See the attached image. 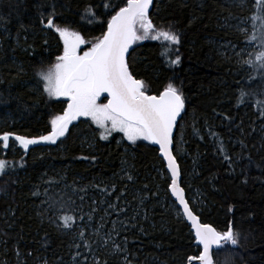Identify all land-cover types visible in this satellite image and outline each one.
Returning <instances> with one entry per match:
<instances>
[{
  "label": "trees",
  "instance_id": "16d2710c",
  "mask_svg": "<svg viewBox=\"0 0 264 264\" xmlns=\"http://www.w3.org/2000/svg\"><path fill=\"white\" fill-rule=\"evenodd\" d=\"M246 1L240 6L231 0H155L149 12L153 23L178 34L180 44L141 39L128 56L130 70L146 82L149 94L173 84L185 98L173 150L187 198L203 222L219 231L231 223L240 233L238 246L215 252L214 264H264V114L259 110L264 79L253 68L245 73L221 45L250 36L226 25L233 14L261 15L259 0ZM123 6L125 0H0V134H47L65 109L64 100L47 95L37 75L64 51L63 38L46 27L47 19L53 16L56 25L93 44ZM254 22L259 28L261 21ZM177 49L181 61L172 64ZM241 90L257 95L241 103ZM116 136L103 139L96 126L80 121L56 146L24 152L9 142L0 157L14 164L0 175V264L68 261L72 239L48 221V214L75 215L74 229L75 208L103 196L110 206L106 223L120 234L126 254L100 250L97 264H187L200 253L177 205L161 203L171 197L170 178L157 148L143 139L120 143ZM195 191L199 199L193 202ZM64 201L75 202L72 211L49 209ZM75 250L80 261L88 259L80 245Z\"/></svg>",
  "mask_w": 264,
  "mask_h": 264
},
{
  "label": "snow or ice",
  "instance_id": "6c2138e0",
  "mask_svg": "<svg viewBox=\"0 0 264 264\" xmlns=\"http://www.w3.org/2000/svg\"><path fill=\"white\" fill-rule=\"evenodd\" d=\"M152 5L153 0H125V6L119 7L107 21V31L103 38L93 43L83 55L78 50L86 43L84 37L67 27L56 25L54 17L50 16L47 26L54 28L63 38L64 51L54 65L47 70H40L37 75L49 96L68 98L67 109L52 119L48 135L36 139L4 132L0 134V143L4 149H8L10 140L14 138L25 150L40 141L55 144L60 137L65 136L69 124L80 117H90L103 129V139H107L112 132H122L133 143L139 139L152 141L159 146L166 160V169L170 173V193L178 202V207H182V214L191 221L197 246H202L197 256L188 257V264H213L212 251L222 250L225 246H238L240 233L231 223L225 231L201 223L186 198L185 189L180 186L181 169L172 151L173 130L181 113L185 112V98L173 84H169L159 95H149L148 85L133 75L127 59L131 45L141 39L159 40L163 37L173 45L180 44V36L175 32L157 29L149 14ZM259 10L261 15L250 18L261 21L259 28L255 23L252 25L254 33H260L259 37L253 34L241 43L247 46L259 40L258 47L261 50L249 54L248 59L242 62L261 73L264 79V0H259ZM138 30L143 35H138ZM240 31L247 36L246 29ZM152 33L155 35L150 36ZM180 61L177 49L171 63L179 64ZM105 93L108 94L105 97L107 103H98ZM256 95L241 90L240 102L244 103L245 97ZM259 110L264 114V101L260 102ZM9 168H14V164L10 165L7 160L0 159V175ZM74 203L64 201L58 205L49 204V209L66 213L72 211L71 204ZM59 219L62 227L69 229L76 217L64 214ZM80 235L83 236V232ZM114 247L116 251L120 250L119 245Z\"/></svg>",
  "mask_w": 264,
  "mask_h": 264
},
{
  "label": "rangeland",
  "instance_id": "374dc122",
  "mask_svg": "<svg viewBox=\"0 0 264 264\" xmlns=\"http://www.w3.org/2000/svg\"><path fill=\"white\" fill-rule=\"evenodd\" d=\"M231 2L232 4H239L240 6H245L247 3L246 0H231ZM253 23L255 22L248 17L246 18V17H242L237 14H233L229 18V21L226 22V25L235 30H238L239 33L242 34L243 36H245V34L242 31H240V29H246L247 35L251 36L255 34L253 33V27H252ZM85 41L86 43L84 45L92 44L87 39H85ZM258 44L259 43L255 41H253L251 45H247V46L242 44L241 42L221 43V45L226 46L225 47L226 50L224 51V54H226L225 56L227 58L234 59L237 64L243 65L245 67L244 69L245 73L251 72L252 68L247 65H244L242 61L245 59H248L249 54L258 53L261 50L258 47ZM51 98L56 99L57 97H51ZM98 103L104 104L105 102L98 101ZM80 121H83L85 125L93 124L94 126H96L97 131L101 133V137H102L103 129H101L98 125H96L95 122L92 121L90 117H80ZM261 128L262 130H264V122ZM94 131L91 132L92 136H94ZM114 134H117L116 136L117 141L120 143H124L125 140H128L127 137L122 132H112L110 135H108V138L112 137ZM85 138L86 140H88L86 136ZM16 142L12 143L11 147L13 149L18 147V143ZM50 146H56V145H50ZM5 154H6V149H4L3 145L1 144L0 145V157H3ZM158 172L162 175V177L165 176L163 171L160 168L158 169ZM125 174L129 175V171L126 170ZM166 176L170 178L167 172H166ZM194 193L195 194L192 199L193 202L198 201L199 199L198 192L195 191ZM76 195H79V192H77ZM101 198L102 199H100L99 201L94 200L93 201L94 203L92 204L88 203L83 207L75 208L78 219H77L76 228L74 229L73 228L66 229L62 227V222L59 221V219L54 214H50V213L48 214V218H47L48 221L52 222L63 234L69 236L70 239H72L71 246L73 249V253L71 255V258L68 261H62V262H59L58 264H87V263L91 264V262L92 264L93 262L97 264L98 263L97 253L100 250H104L107 254L112 255V256H119V255L124 256L126 254V251L124 250V247L121 244V241H123V239H120V234L115 229V227H113L112 223H109L110 225L106 223V219L111 218L109 211H108V208H110V206L103 204L104 201H106L104 196ZM161 203L166 204L167 206L171 208H175L176 206V204L174 203L171 197L169 199L166 197H162ZM44 208L45 210H47L45 206ZM116 222H118V220H116ZM81 232H83V236L80 235ZM105 240H107V244H105ZM77 245H80L84 253L89 254L88 259L86 261H80L76 257L75 249ZM115 245H119V248H120L119 251H116L114 247Z\"/></svg>",
  "mask_w": 264,
  "mask_h": 264
},
{
  "label": "water",
  "instance_id": "95a60500",
  "mask_svg": "<svg viewBox=\"0 0 264 264\" xmlns=\"http://www.w3.org/2000/svg\"><path fill=\"white\" fill-rule=\"evenodd\" d=\"M154 2H155V0H153V4H154ZM152 7H153V5H152ZM152 7L150 8V10L152 9ZM150 10H149V12H150ZM46 27L48 28V26L46 25ZM103 38V37H102ZM101 38V39H102ZM136 43V42H135ZM135 43H133L132 45H131V47L129 48V50H128V55H127V59H128V56H129V54H130V52L134 49V46H135ZM83 55V54H82ZM163 92V91H162ZM161 92V93H162ZM107 93H105V94H103L102 96H101V98L99 99V100H102V99H104L105 100V102L107 103V99H105V97H107ZM149 95H154V94H149ZM60 98H63V99H65L66 101H67V103H68V98L67 97H60ZM67 109V105H66V108H65V110ZM64 110V111H65ZM185 110H186V103H185ZM183 114H184V112L183 113H181V117L180 118H178V120H177V126H178V124H179V122H180V120H181V118H182V116H183ZM79 120H80V118L79 119H77V120H73L70 124H69V126H68V130H69V128L73 125V124H75V123H78L79 122ZM177 126H176V128H177ZM176 128H174V130H173V145H174V135H175V132H176ZM49 134V132L47 133V134H45V135H48ZM15 135H17V134H15ZM45 135H41V136H45ZM19 136H21V135H19ZM41 136H39V137H41ZM39 137H34V138H36V139H39ZM62 137H60L57 141H56V143L61 139ZM150 143H151V145L152 146H154L155 148H157V150H158V153H159V156L161 157V159H162V161L164 162V165H165V169H166V160L163 158V156H162V154L160 153V151H159V146L158 145H156V144H154L152 141H149ZM19 143V142H18ZM53 143H51V142H44V141H40L39 143H37L36 145H30L29 146V148L27 149V150H25L26 152H28L30 149H31V147H37V146H48V145H52ZM172 151H173V154H174V150L172 149ZM175 155V154H174ZM176 159H177V157H176ZM177 162H178V160H177ZM179 163V162H178ZM180 165V164H179ZM180 169H181V167H180ZM166 171H167V169H166ZM168 172V171H167ZM168 174L170 175V173L168 172ZM180 186H182L183 187V185H182V173H181V178H180ZM184 188V187H183ZM169 192H170V189H169ZM185 194H186V191H185ZM170 195H171V193H170ZM171 197H172V199L175 201V197H173L172 195H171ZM186 198H187V194H186ZM176 202V204H177V206H178V202L177 201H175ZM189 204H190V202H189ZM191 205V204H190ZM192 207V206H191ZM180 208V210H181V213H182V207H179ZM195 212V211H194ZM197 216H199L197 213H195ZM182 217H183V219L186 221V223L190 226V229H191V231H192V233H193V236L195 237V230H194V228L192 227V224H191V221H189L188 219H187V217L185 216V215H183L182 214ZM199 218H200V222L201 223H205V222H203L202 221V219H201V217L199 216ZM205 224H209V223H205ZM212 225V224H211ZM213 226V225H212ZM214 227V226H213ZM196 243L198 244V242L196 241ZM201 247V251H202V246H200ZM215 252H216V250H213L212 251V253H211V255H212V257H213V264H214V255H215ZM197 256V255H196ZM187 264H188V261H187Z\"/></svg>",
  "mask_w": 264,
  "mask_h": 264
},
{
  "label": "flooded vegetation",
  "instance_id": "af4514ba",
  "mask_svg": "<svg viewBox=\"0 0 264 264\" xmlns=\"http://www.w3.org/2000/svg\"><path fill=\"white\" fill-rule=\"evenodd\" d=\"M83 50H84V48H81V49L78 50V52H79V53H82ZM65 104H67V102H65ZM73 125H76V123L73 124ZM73 125H72V126H73ZM72 126H71V127H72ZM71 127H70V128H71ZM70 128H69V130H70ZM62 140H63V139H62ZM60 142H61V141H59L58 143H60ZM55 145H56V144H55ZM32 148H34V147H31V149H32ZM28 152H29V151H28Z\"/></svg>",
  "mask_w": 264,
  "mask_h": 264
},
{
  "label": "bare ground",
  "instance_id": "6f19581e",
  "mask_svg": "<svg viewBox=\"0 0 264 264\" xmlns=\"http://www.w3.org/2000/svg\"><path fill=\"white\" fill-rule=\"evenodd\" d=\"M170 176V175H169ZM176 203V202H175ZM177 205V204H176ZM178 207V206H177ZM179 208V207H178ZM180 209V208H179ZM181 211V210H180ZM182 214V213H181Z\"/></svg>",
  "mask_w": 264,
  "mask_h": 264
}]
</instances>
